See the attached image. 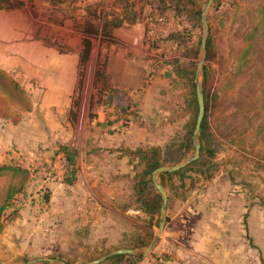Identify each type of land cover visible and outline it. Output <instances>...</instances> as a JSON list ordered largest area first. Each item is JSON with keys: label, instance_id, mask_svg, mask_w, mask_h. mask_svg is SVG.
I'll return each instance as SVG.
<instances>
[{"label": "rangeland", "instance_id": "obj_1", "mask_svg": "<svg viewBox=\"0 0 264 264\" xmlns=\"http://www.w3.org/2000/svg\"><path fill=\"white\" fill-rule=\"evenodd\" d=\"M207 1L0 0V21L14 29L16 42L46 40L53 44L59 42L55 48L62 54L78 51L79 84L70 96L71 109L77 108L84 72L92 76L91 85L97 90L89 96V106L104 107V121L96 133H90L95 114L89 113L83 136L79 129L77 134L73 132L70 141L50 147L60 153L58 160L34 161L17 156L14 150L0 156V167L24 171L15 177L0 178V209L5 204V193L22 186L21 194L12 203L17 213L10 218L9 211L0 210V264H65L64 259L71 264H89L81 257L64 256L75 252L85 254L87 248H109V252L97 256L99 260L120 250L124 242V246L133 244L134 237H144L146 233L154 237L161 215L150 219L133 208L122 210L125 200L129 202L131 196L130 179L113 176L111 172L110 176L103 177L111 183L121 182L118 186L122 196L99 210L103 216L100 220L111 223L94 224L87 239L78 233L84 226H79L76 220L71 222L70 209L61 212L58 200L50 202V184L63 180L65 149L88 151L100 158L109 152H119L125 157V149L133 151L139 146L165 151L168 146L180 148L186 126L191 123L187 104L192 91L195 94L196 85L203 95L204 116L214 135L216 149L213 159L207 160L208 165L200 169L205 173L213 165L214 174L206 179V173L192 168L184 174L182 188L178 179L171 181L173 188L167 183L165 192L170 201L165 206L166 223L157 243L162 241L164 246L154 253L156 245L145 254L149 244L146 248L131 250L135 255L130 257L139 256L137 264H173L174 248L170 245L179 229L176 216L182 215V204L189 199H220L215 187L225 184L226 198L244 205L238 210L243 226L240 230L245 231V238L239 243L247 245L249 255L244 253L241 262L264 264L262 241L258 240L263 235L259 223L264 220V27L254 42L245 41L252 29L246 19L253 17L260 0H215L205 15L208 32L203 51L201 14ZM208 43L211 50L206 58ZM246 45L251 48L241 58ZM20 48L21 44L17 46ZM192 76L193 90L189 83ZM104 132L111 135L121 132V139L140 138V141L122 144L120 150L114 151L106 144L94 143V136L102 139ZM64 134L69 135L67 131ZM176 139L180 140L176 142ZM193 156L191 151L179 164ZM126 159L132 169L130 175L139 174L140 165L133 171L134 164ZM189 186L191 189L185 191ZM102 231L108 239L98 238ZM205 251L216 264H232L231 256L223 251L217 252V249V254L211 248ZM110 258L99 264H133L130 258L117 261ZM183 262L202 264L200 258L190 256L184 257Z\"/></svg>", "mask_w": 264, "mask_h": 264}, {"label": "crops", "instance_id": "obj_2", "mask_svg": "<svg viewBox=\"0 0 264 264\" xmlns=\"http://www.w3.org/2000/svg\"><path fill=\"white\" fill-rule=\"evenodd\" d=\"M14 37V29L8 23L0 21V72L17 84L26 100L25 107L23 102L14 103L0 92L3 99L0 110L19 116L16 124L0 117V156L14 150L17 156L22 155L34 161L58 160L60 153L56 148L51 150L50 147L70 141L73 132L77 134L79 129L83 136L89 113L95 114L91 119L93 124H90V133H96L104 121V107L98 104L89 106V96L95 95L97 90L91 85L92 76L89 77L84 72L77 108L71 109L70 96L79 84L80 64L76 49L62 54L55 48L59 42H32L29 39L16 42ZM20 44L21 48L17 49ZM70 111L73 113L70 114ZM64 131L69 135H65ZM102 135V139L94 136V143L106 144L108 149L114 151L120 150L122 144H135L140 141V138L135 141L121 139V132L112 135L104 132ZM73 152L76 180L72 185L51 183L50 202L58 200L61 212L63 209H70L71 222L76 220L75 223L80 224L79 226L83 225L79 230L86 228L89 238L94 224L104 226L111 223L110 220H100L103 216L99 210L122 196V189L118 186L121 182L111 183L103 177L110 176V172L120 178L126 175L131 177L132 169L119 152L103 153L100 158L94 157L88 151ZM50 154L53 156L50 157ZM221 186L215 187L220 199H189L182 204V215L176 216L179 218V229L173 234L174 241L170 245L174 248L173 264H186L183 258L187 256L197 257L198 260L200 258L202 264H216L212 256H207V248H211L215 254L223 251L225 255L231 256L232 264H244L241 258L244 253L249 255V248L246 244L240 246L239 240L245 238V231L240 230L243 226L240 225L242 221L238 216V210L244 208V205L243 202L237 203L226 198L225 192L228 189H223L227 186ZM259 227L263 235L258 240L262 241L260 249L264 250V220L259 223ZM98 238L109 237L102 231ZM168 240L165 239L166 242ZM175 240L178 241L177 245H174ZM163 246L160 241L153 252L161 250ZM250 255L253 256L252 251Z\"/></svg>", "mask_w": 264, "mask_h": 264}, {"label": "trees", "instance_id": "obj_3", "mask_svg": "<svg viewBox=\"0 0 264 264\" xmlns=\"http://www.w3.org/2000/svg\"><path fill=\"white\" fill-rule=\"evenodd\" d=\"M179 0H176L178 2ZM215 1V0H214ZM175 2V3H176ZM200 9L197 12V18L200 16ZM249 17V16H248ZM247 26H251V31L245 41L248 42V44L251 42H254L256 39H258L257 34L261 30V28L264 27V0H260L258 4V10L253 12V17L246 19ZM245 24V23H244ZM87 49H88V43ZM252 45V44H251ZM250 45H246V47L242 51L241 58H245L247 55V52L250 49ZM211 50V43L207 44L206 47V58L209 55ZM87 56V55H86ZM191 74V73H190ZM206 72L204 73V76H206ZM193 76L191 77L189 83L190 87L193 90L194 84H193ZM0 92L8 98L10 101L19 104V101L24 103V106L26 107V100L24 97V93L22 90L17 86L16 83H14L12 80H10L6 75L0 72ZM3 103V99L0 97V106ZM22 103V104H23ZM188 109L190 110V113L192 114L191 117V123L190 125L186 126V134L182 140L176 139L177 141H181L180 148H174L171 146H168V149L165 151L161 148L154 147V148H144L143 146L136 147L133 151H129V149H125V157L131 159V162L134 164L133 171H135L139 165L141 167V171L139 174L135 173L130 177L129 175L122 176V179H130L131 183V196L129 198V202L134 204L131 206L129 202H127V199L125 200L124 207H122V210H126L129 208H133L135 211L142 213L149 217L150 219H153L155 216L160 215V209L162 207V199L161 196L156 191L155 187L153 186L151 175L152 173L159 169L164 167H173L179 164L183 159L186 158V155L190 153L191 151H194V143L195 140L193 138V131H194V125H195V118L197 113V105H196V99L194 91H192L191 97L188 99ZM22 106V105H21ZM205 108V106H204ZM205 115V113H204ZM0 117L4 118L6 120H10L11 123L16 124L19 121V116L14 114H9L5 112L4 110H0ZM196 141L200 145L199 150V157L196 161L193 163L187 165L183 169L174 172V173H162L159 174L157 179L159 181V184L163 187L164 191L167 192L166 184H170V187L173 188L172 180L178 179L179 184H181L180 188L183 186L184 182V174L189 172L192 168H198L197 172L201 174H205L206 179L211 178L214 174V166L211 165L206 168L205 173L200 168L206 167L208 165L207 160L213 159L214 153L216 152V149L214 147V135L210 133L206 117L204 116L203 121L201 123L198 137ZM172 144H175V141H172ZM144 148V149H143ZM146 149V150H145ZM171 150V152H170ZM74 152L66 151L64 152V158L67 163V169L65 172V175L63 177L62 183L65 185H72L74 181L76 180V167L74 163ZM20 173L24 174V171H20L18 168L14 167H0V178L2 177H15L18 176ZM138 179V181H137ZM23 182V181H22ZM137 182V183H136ZM16 189V188H15ZM191 186H189L185 191L190 190ZM11 190V189H10ZM8 190L5 194V200H4V206L1 207V211H9V216L12 218L15 213H17L16 210H13V200L17 195H20L22 192V186L17 190ZM170 197L168 195L167 203H169ZM47 202V201H46ZM126 203H129L127 205ZM167 207V204H166ZM166 209V208H165ZM80 236L83 238H88V230L86 228L81 229V231L78 232ZM126 237V236H125ZM130 238V237H129ZM153 238L152 233H146L144 237H134L132 240L133 244H128L127 246H124V243L122 246H120V250H137L146 248L151 240ZM132 239V238H130ZM131 242V243H132ZM79 246V245H78ZM105 248V247H103ZM79 249V248H78ZM114 250V249H113ZM117 250V249H115ZM119 250V249H118ZM110 249H100L95 248H87V251L85 254L81 253H67L64 257L68 256H77L81 257L85 260V262H93L97 259V256L106 254L109 252ZM96 257V258H95ZM124 258H130L133 262V264H137L140 261V257H130V256H113L109 260H121ZM107 260V261H109ZM66 262L65 264H71L68 259H64ZM46 264V263H43Z\"/></svg>", "mask_w": 264, "mask_h": 264}, {"label": "water", "instance_id": "obj_4", "mask_svg": "<svg viewBox=\"0 0 264 264\" xmlns=\"http://www.w3.org/2000/svg\"><path fill=\"white\" fill-rule=\"evenodd\" d=\"M213 2H214V0H208L207 4L205 6V9L203 10V12L201 14V24L203 26V39H202L201 44H202L203 51H204V43H205L204 40H205V37H206L207 32H208L207 23L205 21V15H206L207 11L209 10V8L211 7ZM165 76L167 77L168 74L166 73ZM195 97H196V103H197V116H196V121H195V125H194V131H193L194 140H196L198 137L199 129H200L201 123L203 121L204 113H205L203 95H202V92H201L198 85H196V88H195ZM199 150H200V145L198 142H196V143H194V156L191 159H188L187 161H185V162H183L177 166H174V167L159 168L152 173L151 180H152L153 186L155 187L156 191L158 192V194L161 196V199H162V207L160 209L161 221L159 223L158 231H157L156 235L153 237L150 245L145 250V254L150 252L157 245L159 238L161 237V235L163 233L165 223H166L165 206L167 203V195H166V192L164 191L163 187L159 183H157V181H156L158 175L162 174V173L177 172V171L183 169L184 167H186L187 165L193 163L199 157ZM134 255H135V252L131 251V250H117V251L112 252V253L104 256L103 258L96 260L94 262H91L89 264H99V263L103 262L104 260L110 258L111 256H134ZM41 261L44 262L46 260H41ZM48 262H50V261H48Z\"/></svg>", "mask_w": 264, "mask_h": 264}, {"label": "built area", "instance_id": "obj_5", "mask_svg": "<svg viewBox=\"0 0 264 264\" xmlns=\"http://www.w3.org/2000/svg\"><path fill=\"white\" fill-rule=\"evenodd\" d=\"M62 166L64 168V171H66V169H67V163L66 162H65V164L63 163Z\"/></svg>", "mask_w": 264, "mask_h": 264}]
</instances>
